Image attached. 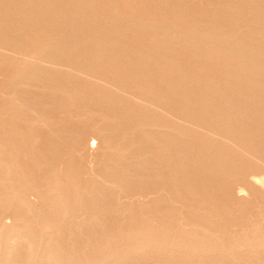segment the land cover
Instances as JSON below:
<instances>
[{
  "label": "bare ground",
  "instance_id": "6f19581e",
  "mask_svg": "<svg viewBox=\"0 0 264 264\" xmlns=\"http://www.w3.org/2000/svg\"><path fill=\"white\" fill-rule=\"evenodd\" d=\"M104 2L108 3V8L106 4H103ZM125 11H127V13ZM11 53H14L13 55L16 57L14 58L13 55L11 56ZM2 64L7 65L9 70L12 71L10 78L7 76L9 79L8 82H6L7 85L5 83L6 80H4L6 86L4 87V91L2 90L3 99L1 100L3 101L0 102L1 104L2 102L4 103L2 106L0 105L2 109L0 113L3 118L0 122L3 121L2 124L5 126L6 130L10 126L15 125V123L20 124V122H22V117L20 115L22 111L23 113L26 112L24 113L26 115H22L23 118L24 116L26 117L23 119V122L27 120L28 124L30 123L28 119L31 118L33 119L32 125L34 126L36 122V129H39V127H43L42 124L44 121L46 123L47 121L49 122L51 118H55L49 117L51 112L48 110L50 108L53 110L54 108H59L61 110L58 111V113L61 112L63 117L64 114L67 116L69 114L73 119L76 117L79 123L81 121L80 124L77 122L79 126L82 125L83 122L85 129L89 126L90 128L88 127L87 129L92 131V133L89 132L91 136L87 135V137H93L97 140L95 142L99 141L100 144L97 143V146L101 145L102 148L100 146H98V148L100 147L102 151L98 150V154L104 152H106V154H103L104 157L100 155V157L103 158L102 160H105L101 165V162L98 163L99 161H96L99 157L95 159V161L92 160L93 163H98H95L96 167H98V165L102 167L100 172L98 171L99 173L94 169H99L100 167L96 168L92 165L90 168L91 170L94 168L93 172H91L88 167L90 173L85 175L84 179H82V177H79L81 180L79 178H77V180L72 179L75 183L83 180H86V182L91 181V184L93 183L94 186L92 185L91 189L95 188V190L92 189L94 190L93 193L90 189L93 193V195L91 193L92 196H89V191L86 192L89 188L87 183L84 181L80 182L83 185H80L79 182L76 183L80 185V187H84V185L87 184V186H85L86 190L82 187V189H77L78 187L76 186V190H80V192L84 190L83 195L85 198H82L83 200L81 199V196L83 197L82 193L78 191V193L81 194L79 195L77 193V195H79L78 197L75 194V189L73 191L74 195L70 192V189L67 188L70 185L74 187L75 184L69 179L72 174L70 169H72L74 165L72 167L70 166L71 168L69 171L71 173L67 168L61 171V173L66 171V175L69 173L66 177H68L67 179H69L68 182L70 185L64 188L69 191L65 190L64 192H70L69 194H71V196H76L75 199L78 198L79 200L80 198L82 201H79L83 204L81 207L87 206V208L83 210L79 208L76 204L77 202H75L78 208L75 206L73 207L74 199L71 201L72 197L70 195H63L61 192L63 190L61 186H59L62 184L61 179H59V175L61 174L57 172L58 174L56 173L57 175L55 174V177H58L55 178L53 176L55 182L57 180L56 183L54 182L51 184L52 179L47 180L48 177L51 178L49 174L54 175L56 172V170L53 171L56 164H54L56 161L54 160L55 155L53 156V154L55 153L58 156V152H60L58 148L54 147L58 152L54 149L56 152L54 151V153L51 154L52 152L50 150L49 152L48 148L50 147V149H53L52 146L54 143H52L53 141L51 140L57 138L56 136L59 135V147L62 148V144H67L65 145L66 147L63 146V149L67 151V146L69 145L70 150H75L73 153L77 154V148L75 147L80 143L78 144L76 142L79 141L81 137L75 139L77 137L73 136L75 137V140H73L71 133L74 134V128L71 127L73 129H69V131L66 129L69 128L68 125H71L70 121H72L70 120L68 123V119H71L69 116V118L66 116L67 119L64 118V120L61 119L62 117H56V122L54 121L56 124L52 123L53 120L52 122L50 120L56 128H58L57 125L59 124L58 118L61 124H64V128L62 125L63 131H67L62 132L64 133L62 136L64 137L63 139H61L62 137L60 138L61 132L56 134L58 129L52 126L54 129L51 127L53 130H50V127L48 128V125L46 126L45 124L47 128L44 126L46 129L44 130L43 128V133L47 131V129L53 131L51 134H48L49 131L45 132V134H47V137H45L47 138L46 140H48V135L51 136L54 132V135H56L54 138L51 136V140L49 139L47 141L48 143L46 142L48 146L49 141H51L52 145L50 144L51 146L49 147L45 146V142L43 143L45 139L43 137L45 135L42 134L43 137L41 138L43 139L42 142L40 141L42 144H45L43 147H47V150L44 152L45 149H43L42 152L46 153L47 156L52 155L49 158L54 160L52 162V160L48 159L49 163L46 162L48 164L46 167L48 168H44V170L48 169L53 172L50 173L48 171V176L43 177L44 179L47 178L45 179L47 181L46 186L50 185L48 188H46V186L44 187V190L47 189L48 192L44 196L45 199L42 197L44 199H42V202L46 201L47 204H45L42 210V207H40V211L39 208L37 209L39 206H36L38 211H35L36 209L32 210L33 205L28 206L27 203H30L33 199L35 200L33 195L34 193L37 195L39 191L36 193V190H39L42 185L39 187V184H37L38 186L33 184L35 182L30 180L31 177H29V175L27 176L29 179H26V174L22 177L25 179V181L22 182H24L23 184H30V188L27 187L28 185H25L24 188L22 186L19 187L20 184H22L21 180L17 181V178L14 180L18 182L19 186L17 187L20 189H29L33 191L34 188H36L34 193H30L33 197L31 196L32 199H30V197L29 200L26 196L29 190H27L25 194H22L23 190H21L22 193H19L20 189L18 191L17 188L15 190L13 187L17 185V182H14L15 185L13 183V186L11 184L13 176L22 175L25 173V170L22 168L21 171V167H17L18 169L20 168L21 172H23V170L24 172L16 173L18 172L16 167V169L13 167L14 170L10 168L11 165L13 166L14 162L16 165H20L16 163L17 160H19L18 157L22 158L28 151H30V153L31 151L33 152L34 149H31L32 147L34 148L35 144H31L33 140L30 136V146L32 147L27 150V152L23 153V151L26 150L23 146L28 142H25L28 137L27 131L31 130L33 127L30 128V124L27 125L26 123H22V127L27 128L26 134L25 128H19L21 125H18L19 127H17V130L19 128L20 133V129L25 132L24 138L26 140L20 137V135L23 136V134L19 135L17 132L18 134L15 135L16 131L14 130H16V128L12 129L14 132H11L12 130L9 132L7 131L8 133L5 131L7 135H10V133H12V136L14 135V139L16 138L15 143H17V136L21 141L24 140L23 145H20L21 141H19V145L18 143L15 144L12 142L13 145L11 143L13 137L10 135V139L9 136H6L4 131L2 132V130H0L3 133V138L6 136V138L10 139L8 142L9 145H13V148H15V146H21L25 149L23 150L20 147L19 149L22 151L21 152L17 151L18 147H16L14 151L11 145H5L4 148L6 146L7 148L11 147V150H9V148L8 150L6 148V150L12 154V158L9 157L11 160L6 156L9 159H7V161L4 157L7 151H3L1 148L2 145H0L2 152H5L2 154L0 151V167H2L0 171H3L0 172V187L2 188L5 185L8 186L6 190H9L8 195L11 197L10 200L13 201L9 203L11 204L10 207L7 205L4 206L7 203H5L6 200L4 199H9V197L7 192H3V197L7 195V198L1 197L2 189L0 188V210H3L2 206L6 207V211L10 210L5 216L3 215L4 213L1 215L3 211L0 212V217L4 216L0 219V264H131L133 262L137 263V260L140 259H146L148 262L154 261V264H176V262H181L182 264H264V0H0L1 67H3ZM39 107L43 108H41L43 113L44 107L48 109H45V114L48 113L47 115L49 116H44L46 118L44 120V117H40L43 113H41ZM38 109L40 113L36 112ZM27 110L31 112L28 113ZM55 110L57 111V109ZM3 113L6 117L9 116L11 118V120H9L10 123L6 122L8 119L5 121L6 124L9 123V127H6L8 125L4 122L6 118H4L5 115ZM31 113H33V116L30 115ZM58 113L57 115L59 116L60 114ZM53 114L54 113L51 115L54 116ZM40 118H42V121ZM17 119L20 121L18 122ZM35 120H39L42 124L39 125ZM75 121L73 120V124ZM11 122L14 124L11 125ZM78 124L77 126L74 124L75 127L78 128ZM1 128L4 130V127L1 126ZM36 129L34 127L33 130L35 131ZM85 129L82 131L80 130L81 133L85 131L87 134L88 130ZM77 131L79 130L77 129ZM34 133L32 131L34 135L33 139L36 136ZM84 134L82 133V135ZM64 135H66L67 139V135H69L70 139L72 138L73 141L70 139L67 140ZM84 137L85 139H81L80 141L85 140V144L81 142L82 145L78 147L82 152H84V150H82L83 148L92 149V146H94L92 141L90 144L89 141H86L88 138L86 136ZM3 138L0 140L1 144H3ZM6 138L4 142L8 141ZM35 139L33 143H35L36 140H41ZM74 141L76 143L75 145L73 144ZM105 144L106 148L103 147ZM25 145H29V143ZM84 145L85 147L81 149ZM27 147L29 148V146ZM43 147L40 146L41 150ZM95 149L93 150L95 151ZM64 150L62 153L61 149V153L59 154H65L64 156H67ZM11 151L14 152L12 153ZM85 151L88 153V150L85 149ZM16 152L17 155L20 152L23 154L21 155L20 153V155L16 157ZM30 153L28 152L27 155L29 154V156L25 155L26 157L24 156V158L27 160L28 157H34V159L38 160L36 161V165L34 164L35 166H39L40 163H43V161L45 162L48 158L41 152L37 153L43 155L44 159H41L43 156L38 157L37 153L33 152L35 156H31L32 153ZM13 156L15 158H13ZM70 156L71 157H67L68 165L67 162H65L67 167L70 165L69 159L71 158L72 160L74 158V155L70 154ZM58 157L60 160L62 159L61 162L66 160L65 157ZM39 158L43 161L40 162ZM13 159H16L13 163L9 162L13 161ZM98 160L102 161L100 158ZM50 161L52 162L51 164H54L53 168L51 167ZM103 164L104 166H102ZM62 165L65 166V164ZM49 166L53 170H51ZM86 166H89V164H86ZM85 167L82 170L83 172L86 170ZM11 169L13 171H11ZM46 171H44L43 175L47 173ZM82 171H80V176L83 173ZM65 174H62L63 177H61L65 178ZM77 175L78 173L73 176ZM73 176L71 178H73ZM201 176L205 177L203 183H206V176L207 181L209 178V180L214 179L213 181H216V185L212 182L213 187H217L214 188L219 190L221 194L225 191L223 190L224 188L222 189L224 186H232L233 188L230 189L233 190L236 184L243 185L248 189L247 192L251 191L252 193L249 192L250 194H255V196L260 199L261 206L258 203L260 201H258L257 198H253L254 195L250 197L253 198V200L251 199L253 202L257 199L256 201L259 204L257 208L259 206V208L262 207L261 213L259 214L258 212H260V209L258 208L259 210H257L256 208L257 217L255 214L254 216L252 214L254 219H252L253 217L250 219L248 218L250 216H247L249 214L245 216V213L243 215V212H240V216L243 215L242 218L245 216L243 219H248L245 221L238 216V218L241 219V221H239L236 214L235 216L234 213L233 215L230 214L234 211L230 212L231 209L234 208L233 205H231L233 204L232 202H234L232 201L234 200V196L232 195V198H230V196L227 197L229 200L232 199V202L226 200L227 190L224 193L225 199H222L224 197H221V199L218 198V200L216 199L217 201L225 200V203H223L225 204L223 211L226 212L222 211L223 205H221V209L219 208L218 210L215 206L217 201L213 203V198H215L213 197V192L215 193L217 190L214 191L210 183L211 185H208L209 187L211 186L210 189L212 192H210L211 190L206 185L207 183L204 185L208 188L203 187L204 185L202 181H200L199 188L201 184L203 186L201 185L202 187L196 196L198 199V196H201L200 193L202 194L203 197H199L201 198V207L206 206L205 210L207 208L206 211H208V213L205 210L204 212L201 210L202 208L200 205L198 206L200 202L195 200L199 182H197V180H200L202 178ZM19 177L21 179V176ZM188 177H193L191 178L193 181L188 180L190 179ZM255 178L260 179L258 180V182H260L257 183L258 188L257 185H255L257 189L253 186L256 183L253 182ZM67 179H63V183L66 185L67 181L65 182V180ZM28 180L32 183V186L35 185L34 188L31 189L32 186ZM59 180L61 184L59 183L58 185L57 183ZM180 183L185 187L183 190L187 188L186 191L189 194L188 199L184 197L186 192L184 193L185 195L182 193L184 196L180 194L177 195V192H179L177 188ZM62 187H64L63 184ZM179 187L183 188V186ZM59 188H61L60 191ZM206 188L208 190L207 192L205 190ZM204 191L208 195L212 193L209 195L211 197L207 194L208 197H205L206 195L203 194ZM233 191H231V193ZM219 192H216V198ZM39 194L38 196L41 199L43 194ZM192 195H194L195 198ZM38 196H36V198ZM176 196L177 199L183 196V198H181L182 201L186 199L184 202L188 200V204L189 201L194 202L195 200L197 204L193 203V206L196 205L201 209L198 210V207L192 208V202H190L189 207H187L188 209H185L188 204L184 206V210L189 211L188 213H186V211L184 214L189 216H183V206L182 208L180 207V210H177L176 206L180 203L177 199L175 200ZM189 196H191L190 199ZM86 197L89 198H87L88 205L83 202L86 200ZM39 198H37L36 202L33 200L34 203H37ZM202 198H208L205 201L208 202V207L210 209L216 208L220 212H217L215 209V211L210 214L209 212L212 211L208 210V204L204 205L206 202H202ZM209 198L213 200H209ZM40 199L38 204L42 203ZM134 199L137 200V202L135 201L137 206L139 205L141 207L143 205L148 206V204H154L155 206V203L159 202H163L162 204H165L164 202L176 203V205L172 206V210L175 208V211H182L179 215H175L174 210V212L170 211L171 207L169 210V206H166L165 209L168 208V213L171 212V216L178 220L177 223H175L177 226L181 219H184L181 221L179 228L175 227L173 222H175L176 219L174 218L175 220H173L170 214L167 213L168 217L171 218H169L167 222L173 220V222L170 223L171 228L178 229H171L167 222V225L165 222L161 225L162 221L168 218L165 214L166 216L164 215L163 219L161 218V224H159L160 220L157 222V227L161 226L162 229L161 227H159L160 229L155 227V229H157L154 230V227L151 229V225L149 226L150 229H148L147 225H149V223L147 224V222L150 218L147 219L145 216L147 222H142L144 221L142 220L144 218V212H141V215L139 213V218L140 221L142 220L141 222L143 224L141 223V227L139 226L138 229L140 228L142 230L144 228L142 225H147H145L142 231L133 229L134 231H140L138 234L142 235L139 237L135 236L137 235L135 232L134 236L136 238H131L130 236L133 235V230L130 229L132 235H128V237L132 240L128 238L127 241H122L121 239L124 237H122V235L126 232L123 234L118 231H127L128 227L123 229L124 231L121 230L122 228H118L120 229L117 231L119 234L115 232L117 229L114 231V228L112 230L118 234L117 236L122 234L120 235L122 238L118 241L119 239L116 237V242L113 244L114 247L112 248L111 243V245L108 244L110 248L105 247V249H102L99 247L100 243L98 241L96 247H90H95V251L98 249L101 251L97 253L94 250L88 249L89 247H86L89 246L90 243L94 244V241L92 242L90 240L89 235L87 238V235L84 234L85 239L89 240V242L85 241L87 242V246L84 242V246L80 244L82 240L80 243L76 242V244L75 242L73 244L72 241V245L80 247L77 249V246H73L75 250H73V248L68 250L69 247H67V252L73 250L71 253L60 250L64 247L62 245H65L66 248L68 245L66 242L69 240L66 236L68 235V230L70 229H68V227L70 225H68V222V224H66L65 221L74 218L73 213L76 210H79V214L77 212L75 216L76 214L79 216L81 211V214L85 211L86 216H84V218L86 219L87 217L88 220L92 218V216L97 217V214L100 215V213H102L101 211L97 213V209L100 208L102 210L107 209L108 211H106L108 214L109 212L111 214L122 212L125 209L127 212L125 211L126 213H122L128 216V214L131 215V213H128L129 211L131 212L132 209L137 210L138 208H136V206L134 208L128 207L130 203L133 204ZM208 200L212 201L215 207H212L211 202L209 203ZM127 201L130 202L126 204ZM15 202L16 204H14ZM227 202L231 207L229 212L228 208L226 210ZM240 202V206H242V201ZM186 203L187 202H185V204ZM218 203L217 207L220 206V202ZM248 203L252 204V202ZM42 204L40 206H42ZM243 204L247 206V202ZM158 205L160 206L161 203L156 206L159 207ZM244 205L242 206V211H245ZM30 207H32V209H30ZM129 208H131V210ZM253 208H255L254 205ZM21 209H23V211ZM193 209L194 212H192ZM25 211L28 213L25 222L23 220L25 224L18 225L17 222L22 220L20 218H25L26 214H22ZM214 212L218 214L215 213L217 217L214 215L216 219L212 217ZM147 213L148 212H145V215H147ZM152 213L151 215H153ZM172 213H174V215ZM18 214L22 216L19 218ZM120 214H118V217ZM125 214L124 216H126ZM130 215L128 217H130ZM180 215L182 218H179V220L177 216ZM233 216L236 218L233 219ZM80 217L82 218L83 215H80ZM80 217L79 220L81 219ZM4 218L11 220V224L9 221L4 222ZM76 218H74V221ZM84 218H82L81 221H83ZM157 218L158 217H156V219ZM93 219L95 220L96 218ZM234 220H238L239 225L238 222L235 223L236 221ZM76 221H78V218ZM76 221L73 222L71 220V222H69L70 224L76 223L74 226L77 225L76 227H78L80 222L78 221V225ZM62 222L68 225V227L63 226L65 230L68 229L66 230L67 233L63 232L64 229L63 231L61 230L62 232L58 230L60 228L57 226H59L58 224L61 226ZM225 222L227 224V226L224 224L226 228H230V224L228 225V223H235L236 226H233H235L236 229L232 226L231 228L233 229L227 228V230L224 226L216 228L220 223ZM6 223L9 224L7 225ZM211 224L216 225L215 229L208 228L209 226L211 227ZM240 224H242L243 228L238 229L237 226L239 227ZM182 225H185L186 228L188 225V230L182 227ZM92 226L88 230L89 233L86 232V234L92 232ZM163 226L165 227L163 228ZM72 227L73 226H71V230L73 229ZM54 229L55 232L53 231ZM80 229L83 228L81 227ZM101 229L102 228H100V230ZM83 230H85V227ZM76 231L81 230L77 229ZM109 232L105 233L107 234ZM111 232L109 233L111 234V238L109 234H107L109 240L114 239L112 238L113 235L116 236L114 232H112L114 234ZM63 233L64 235L62 236ZM78 233L75 232L74 234L78 235ZM105 233L102 234L106 236ZM53 235L56 240H58L57 237L59 238L58 242H60L61 246L59 243L58 245L60 249L58 245L56 246L57 243H55L56 240L54 241ZM184 235H189L188 237H191H187L186 240L184 239ZM222 235L224 236L223 238ZM229 235H234V243L229 239L225 241L226 237H231ZM61 236L66 238V242H63L64 239L61 238ZM70 236L72 235H70L69 232L68 237ZM196 236H202V239L200 240V237L197 238ZM203 236H205V239ZM78 237V239H82L81 235ZM91 237L93 238V235ZM235 237H237V239ZM231 240H233V236ZM69 242H71V240H69ZM104 242L107 243L108 241ZM97 243L95 240V244ZM103 243H101V245H106ZM97 246L98 249H96ZM71 247L72 246H70V248ZM65 248L62 249L66 250ZM80 248L84 250L87 249L86 251L88 253L84 252V254L86 253L88 255L90 252L89 250L94 251V255L96 254L95 258L93 257L94 255L90 253L89 258L92 256V258H90L91 260H88L85 254L87 259L83 258V262L82 258L81 261L78 259L77 261V256H79L78 258L80 259V255L78 254L80 253L83 255V251ZM77 250H79V253ZM74 251L78 253L77 256ZM143 261L139 263H148L147 261Z\"/></svg>",
  "mask_w": 264,
  "mask_h": 264
},
{
  "label": "rangeland",
  "instance_id": "374dc122",
  "mask_svg": "<svg viewBox=\"0 0 264 264\" xmlns=\"http://www.w3.org/2000/svg\"><path fill=\"white\" fill-rule=\"evenodd\" d=\"M98 4H101V3H98ZM103 4H106V7L108 6V5H107V4H108L107 2H104ZM103 4H101V5H103ZM110 5H111V4H110ZM110 5H109V6H110ZM114 5H115V4H114ZM104 6H105V5H104ZM107 8H108V7H107ZM107 8H106V9H107ZM109 9H110V7H109ZM125 12L127 13V11H125ZM14 53H15V52H14ZM14 53H13V54H14ZM13 54L11 53V56H12ZM7 55H8V54H7ZM15 55H16V54H15ZM17 55H18V54H17ZM13 56H14V55H13ZM7 57H9V56H7ZM15 57H16V56H14V58H15ZM12 58H13V57H12ZM2 65H3V67L0 66V70H1V71H0V102L3 101V100H1V99H3L2 94H3V91H4V87L7 85L6 82H8V80H9L8 78H10V76H11L10 74L12 73V71L9 70V68H8L7 65H5V64H2ZM5 66H6V67H5ZM2 68H3V69H2ZM6 68H7V69H6ZM6 71H7L8 73H7ZM6 73H7V74H6ZM4 76H5V77H4ZM7 76H9V77L7 78ZM4 80H6V81H5L6 85H5V83H4ZM3 83H4V84H3ZM2 90H3V91H2ZM1 91H2V93H1ZM3 104H4L3 102H2V104L0 103L1 106H2ZM1 106H0V107H1ZM39 108H40V107H39ZM41 108H42V107H41ZM41 108H40L41 113H43V112H42V109H43V108H42V109H41ZM45 109H47V108L44 107V110H43L44 113L41 114L42 116H40V117H42V118L48 114V113L45 114ZM55 109H57V111H56ZM58 109H59V108H54V110H53L52 108H50L49 110L47 109L48 111L51 112V113L49 112V113H50V114H49L50 116H49V115H47V116H49L50 118H51V117H55V118H56V117H60V118L62 117L61 119H63V120H64V118L67 119V117L69 116V114H68V116L64 114V117H63V114H61V112L58 113V111H60L61 109H59V110H58ZM35 110H36V109H35ZM40 110L38 109L36 112H39V113H40ZM47 110H46V112H47ZM52 110H53V111H52ZM0 111L2 112V109H1V108H0ZM24 111H25V110H24ZM54 111H56V112H57L58 114H60V115L58 116L57 113L54 112ZM27 112L30 113L31 111H30V110H27ZM24 113H26V112H24ZM24 113H23V111H22V114H20L21 117H22V118H21V119H22V122H20V124H19V123H17V124L15 123L16 127H15V125H13V124H14V123H13L14 121L11 122V125H13V126H10V127H9L8 124L10 123L9 120H11V118H10L9 116H7V117H9L10 119L7 118L6 115L3 113V114L5 115V116L3 115L4 118H6V119H4V122L8 119L6 122H9V123L6 124V122H5V124L8 125V126H6V127H9V128L6 130L5 126H3V124H2V123H3V121H2V122H0V125H1L2 127H4V130H3V128H1V126H0V130H2V132L4 131V133H6L7 131L9 132V131H11L12 129L16 128V130H14V131H16L15 135L18 134V133H19V135H20V134H23V136L20 135V137L24 138V137H25V136H24V133L27 131V130H26L27 128L24 127V128H25V129H24V128L22 127V125H21L22 123H23V124H24V123L27 124V120H26V121L24 120V122H23V119L26 118L25 116H24V118H23V116H22V115H26V114H24ZM52 113H54V114H53L54 116L51 115ZM0 114H1V113H0ZM55 114H56V116H55ZM30 115L33 116V113H31ZM66 116H67V117H66ZM11 117H12V116H11ZM69 117H71V116H69ZM69 117H68V118H69ZM0 118H1L0 120L3 119V118H2V114L0 115ZM12 118H13V117H12ZM29 118H30V117H29ZM42 118H40L41 121H42ZM50 118H49V119H50ZM55 118H54V119H53V118L50 119L51 122H52V120H53L52 123H54V121L57 119V118H56V119H55ZM19 119H20V118H19ZM19 119H17L18 122L20 121ZM27 119H28V116H27ZM30 119H31V118H30ZM30 119H28L29 122H30V123H28V124H30V128L33 127V128L31 129V130L33 131V133L36 132V133H34V134H36V136L34 137V139L36 138V139H41V140L37 141V140L35 139L36 141H35V143H33V142H34V139H33V136H34V135L32 134V131H31V130H28V131H27V132H28L27 140H26L25 138H24V139L26 140L25 142L28 141V142L25 143V144H28V143H29V145H25V144H24V140L21 141L20 139H18L19 137L17 136V143H18V145H19V141H21V142H20V145H23V144H24L25 147L23 146V148H25L26 150L23 149L21 146H19V147H18V146H15V148H13V147H14V146H13L14 144H13L12 142L15 143V142H16V140H15L16 138L14 139V135L12 136V135H11L12 133H10V135H11V136L13 137V139H14V141H13V139L10 138V135H7V133H8V132H7V133H6V136H7V137L9 136V138L11 139V143L13 144V145L10 144L11 147H12V149H14V151H15L16 147H18V148H17V151H21V150L19 149V148L21 147L23 150H25V151H23V153L27 152V150L31 149V147H32V146H30V142H31L30 138L32 137L31 139H32L33 141L31 142V144H32V145L35 144V145H34V148L32 147L31 150L34 149V150H33L34 153H37V152H41V153H43V152H42L43 149H45V150H44V152H45V151L47 150L46 148L52 145V144H51V141H53V142H52V143H54L53 146H52L53 149H50V147H49V148H48V151L50 150V151L52 152L51 154H53L54 151L56 150L55 148H58V149H59L58 151H60V152H58V151L56 150V151L58 152V156H61L60 158L65 157L67 161L64 160V159H65V158H64V159H63L64 162H61L62 159L60 160L59 157L54 153L53 156L55 155V156H54V157H55L54 160L56 161V162H54V164L56 163L55 166H54V164H51L54 160H52L51 158H49V157H51L52 155L50 156V155H49V154H50V153H49L50 151H49V152L47 151V152L49 153V154H48L49 156H47L46 153H43V155H44L45 157H48L47 160H46L45 162H44L43 160H41V159H44V156H43V155H39V154L37 153V154H38V157H39V156H41V157L43 156V158H41V157H40L41 159L39 158V161H40V162L43 161V163H45V164L40 163V164H42V165L39 164V166H35V165H36V161H38V160L34 159V157H33V158H29V157H28L29 159L27 158V160H26V158H24V156L27 155L28 152L30 153V151H28L26 154H24V155L22 156L23 160H22V158H19V157H18V155H20V153H21L22 151H21L20 153L18 152V153H19L18 155H17V152H16L15 156L17 155L16 157H18V159H19V160H17L16 163H19L20 165H16L15 162H14L16 159H13V161H9V162H12V163L14 162V163H13V166L11 165L10 168L13 169V167H14V168H15V167H16V168H17V167H21V171H22V168H23V169L25 170V173L22 174V175H21V174L16 175L17 177H16V176H13V181H12V183H11L12 186H13V183H14V182L16 183L18 180H19V181L21 180V182H22V181H25V179L22 178V177H24L25 174H26V175H25V176H26V179H27V178L29 179V177H31L30 180H32V182H35V183H33V184H35V185L39 184V187H40L41 185H42V186L40 187L41 190H40L39 188H38L39 190H36V193H37V191H39V192L37 193V195H35V193H34V192H35V189H36V188H34L35 185L32 186V183H31L29 180H28V182H30V183H31V186H32L31 189L34 188L33 191H32V190L30 191L29 189L26 188L27 190H29V192H27V190H25V189L23 190L22 188H21V189L18 188V187H17V186H19L18 182L16 183L17 185H15V183H14V185H15V186H13L14 189L16 190V188H17L18 191H19V189H20L19 193H20V192L22 193L21 190H23V193H22V194H25V192H27L28 195H26V196H27L28 199L32 196V195H31V194H32L31 192H33V193H34V195H33L34 197H33V196H32V197L35 198V200L33 199L35 202L37 201V198H39L38 194H39V193H40L39 195L43 194V196H41V199L39 198L40 201L42 202V201L45 199L44 196H45V195L47 194V192H48V190H47L46 188H48V186L50 187V185L46 186V185H47V184H46L47 181H46L45 179H47V178L44 179L43 177H45V176L47 177L49 172L52 173L53 171L56 170V172L54 173V175H50V174H49V176H51V178L48 177L47 180L52 179V181H51L52 183H51V184H53V183L55 182V179H54L55 174H56L57 172H58L59 174H61V175H59V176H60L59 179H61V183L63 184L64 187H62V184L60 183V180L58 181L57 184H58V185H59V183L61 184V185H59V186H61V188L63 189V190L61 191L63 195H67V194H68V195L71 196V194H69V193L71 192L72 194H74V193H73L74 189L76 190L77 187H78L77 189H80V188L82 187V186L80 187V185L82 184V183H80V182H83V181H84L85 183H87V184L89 185V188H88L89 190H88V189L86 190V187H85V186H87V184H85V183H84V184H85L84 187H82V188H83L84 190H86V192H87V191L90 192V195H89V194H87V195L92 196L93 193H94L95 188H92V189H94V190L91 189V187H92V185H93V183L91 184V181H89L90 183H89V182H86V180H83V181H77V182L80 183V185H77V184H76L77 182L75 183V182L73 181L74 179L77 180V178H79V177H82V179H84L85 175H87L88 173H90V170H91L90 167H92V165H93V167H94V166L96 167V164H98V163L101 162V163H100V165H101L102 163L105 162V160H102L103 158H101V157H104V155L106 154V152H104V153H102V154H98V152H99L98 150L102 151V149H101L102 146H101V145H98V146L101 147V148H100V147L98 148L97 143H99V141H98V142H95V141H97L96 139H94L93 137H90V138H89V136H91L90 134L92 133V131H90L89 129H87L89 126H88V127L86 126V127H87L86 129L88 130V131H87V134H86L85 131H84V132H82V133H83V134L85 133V134L82 135L81 131L85 129V127H84L85 125L83 124L84 122L82 123V125L79 126V124L81 123V121H80V123H79V122H78V119H77L76 117H75L74 119H73L72 117H71V119H70V118L68 119V123H69L70 120H72V121H70V122H71V125L73 124V120L75 121V119H76V121H75L74 124L77 126V124L79 123V124H78V126H79L78 128L75 127L74 124H73L72 126L69 124V125H68L69 128H66V129H68V131H69V129H73V128H74L73 130H75V132L77 131V129H78L79 131L81 130V131H80V134H79V131H77L76 133L74 132V134L71 133V136H72L73 140H75V139H79V138L81 137V138L79 139V141H77L76 143H78V144L80 143L79 145H82V144H85V143H84L85 140H82V141H80V140H81V139H85L84 136L87 137V135H89V136L87 137L88 140L86 139V141H89V143L92 141L93 143H92V142H91V143L94 145V146H92V149L83 148V147H85V145L82 146V147L80 146L81 149L83 148L82 150H84V152H82L81 150H79V149H80V148H78L79 145H76V147L74 146L75 148H77L76 152H78V153L76 154V153H73V151H75V150H70L69 145L67 146V151L63 149V148H64L63 146H65V145H67V144H65V145L62 144V145H63V146L61 145L62 148L59 147V146H60V144L58 143V140H59L58 137H59V135H58V136L54 135L55 132H54V134L52 133L53 135H51V136H52V138H54V136H56L57 138L51 140V136L48 135V140L50 139L51 141H49V144H48V146H47V143H48L47 141H48V140H46L47 138H45V137H47V136H46L47 134H45V132L49 131L48 134H51V132H53V131H50V130L53 128L52 126H54V124H56V123L52 124V123L50 122V120H49V122L47 121L48 124H47V122L45 123V121H44V123L42 124V122H39V120H35V121H37V123H39V125H40V124L43 125V127L41 126L42 128L39 127V129H36V125H35L36 122L34 123V126H33V125H32V124H33V119H31V120H30ZM44 119H46V118L44 117L43 120H44ZM66 119H65V120H66ZM47 120H48V118H47ZM58 120H59V124L57 125L58 128H56L55 126H54V127H55L56 129L59 130V131L57 130L58 132L56 131V134H57V133L59 134V133L61 132V133H60V135H61L60 138H61V137L63 136V134H64V133H62V132H66L67 130L64 129L65 131H63V128H64L65 126H64L63 123L61 124L59 118H58ZM66 121H67V120H66ZM82 121H83V120H82ZM15 122H16V121H15ZM55 122H56V121H55ZM57 122H58V121H57ZM77 122H78V123H77ZM64 123H65V122H64ZM76 123H77V124H76ZM28 124H27V125H28ZM45 124H46V126L48 125V126H47L48 128L50 127V130L47 129V131H44V133H43V128H44V130L47 128V127L45 126ZM49 124H52V125H49ZM18 125H21V127H19ZM62 125H63V128H62ZM65 125H67V124H65ZM24 126H25V125H24ZM37 126H38V125H37ZM44 126H45L46 128H45ZM59 126H61V127H59ZM81 126H82V127H81ZM17 127L24 129L25 132H24L22 129H20V130H21V133H20V132H19V128H18V130H17ZM26 127H27V126H26ZM34 127H35V129H36L35 131L33 130ZM51 127H52V128H51ZM66 127H67V126H66ZM71 127H73V128H71ZM80 127H81L82 129H81ZM10 128H11V129H10ZM59 128H60V129H59ZM61 128H62V129H61ZM76 128H77V129H76ZM79 128H80V129H79ZM89 128H90V127H89ZM9 129H10V130H9ZM28 129H29V128H28ZM53 129H54V128H53ZM53 129H52V130H53ZM56 129H55V130H56ZM86 129H85V130H86ZM61 130H62V131H61ZM5 131H6V132H5ZM14 131L12 130L11 132H14ZM22 131H23V133H22ZM71 131H72V130H71ZM2 132L0 131V140L3 138V135H2L3 133H2ZM17 132H18V133H17ZM27 132H26V134H27ZM89 132H91V133H89ZM37 133H38V134H37ZM40 133H41V134H40ZM42 134L45 135V136L43 137ZM78 134H79V137H78ZM4 135H5V134H4ZM37 135H38V136H37ZM69 135H70V134H69ZM69 135H67V136H68V139H67L66 135H64V136L66 137L67 140L70 139V136H69ZM1 136H2V137H1ZM6 136L3 138L4 140H2V141H3V144H1V142H0V145H2L1 148H2L3 151H4V150L7 151L8 148H9V147L7 148V146H10L9 143H8L10 139L6 138ZM30 136H31V137H30ZM73 136H75V137H77V138H75V137H73ZM38 137H40V138H38ZM41 137L45 138V139L43 140V143L45 142L46 145L41 143V142H42V139H43V138H41ZM83 137H84V138H83ZM5 138L8 139V141L6 140L7 142H4V141H5ZM28 138H29V139H28ZM63 138H64V137H62L61 139H63ZM72 138H71L70 140H72ZM74 138H75V139H74ZM92 138H93V140H92ZM56 139H57V140H56ZM29 140H30V141H29ZM55 140H56V141H55ZM73 140H72V141H73ZM40 141H41V142H40ZM54 141H55V142H54ZM22 142H23V143H22ZM36 142H37V143H36ZM46 142H47V143H46ZM56 142H57V144H56ZM81 142H82V144H81ZM4 143H7V144H4ZM17 143H15V144H17ZM21 143H22V144H21ZM72 143H73V142H72ZM76 143H75V141H74L73 144L75 145ZM91 143H90V144H91ZM50 144H51V145H50ZM95 144H96V145H95ZM99 144H100V143H99ZM101 144H104V143H101ZM5 145H7V146L4 148ZM43 145H45V146H47V147H45V146L43 147ZM55 145H58V146H55ZM27 146H29V148H28ZM40 146L43 147L42 150H41ZM11 147L9 148V150H11ZM54 147H55V148H54ZM65 147H66V146H65ZM74 147H73V149H74ZM94 147H95L96 149H95ZM103 147L106 148V144L103 145ZM1 148H0V151L2 152ZM6 148H7V150H6ZM27 148H28V149H27ZM97 148H98V149H97ZM104 148H103V150H104ZM18 149H19V150H18ZM37 149H38V150H37ZM39 149H40L41 151H40ZM54 149H55V150H54ZM61 149H62V153H63V150H64V153H66L67 156H64L65 154H59V153H61ZM85 149L88 150V153H87V151H85ZM93 149H95V151H94ZM35 150H37V151H35ZM52 150H53V151H52ZM91 150H93V151H91ZM14 151H11V152L13 153ZM56 151H55V152H56ZM71 151H72V152H71ZM79 151H80V152H79ZM89 151H90V152H89ZM105 151H107V150H105ZM7 152L9 153V151H7ZM7 152H6V153H7ZM33 152L31 151V153H32V154L30 153L31 156H32V155L35 156V154H34ZM92 152H93V153H92ZM4 153H5V152H4ZM4 153L2 152V154H4ZM6 153H5V156L3 155V156L6 158V160H7L9 157L12 158V154H11V153H9V154L7 153V155H6ZM23 153H21V155H22ZM41 153H40V154H41ZM79 153H81V154H79ZM37 154H36V155H37ZM70 154H71V155H74V158H73L72 160H71V158L69 159V164H70V165L67 167L65 162H67V165H68V158H67V157H68V156L71 157ZM103 154H104V155H103ZM9 155H11V156H9ZM96 155H97V156H96ZM100 155H103V156L100 157ZM3 156H2V158H3ZM6 156H7L8 158H7ZM27 156H29V154H28ZM31 156H30V157H31ZM56 156L58 157L57 160H56V158H57ZM88 156H89V157H88ZM20 157H21V156H20ZM25 157H26V156H25ZM72 157H73V156H72ZM90 157H91V158H90ZM94 157H95V158H94ZM98 157H99L102 161L98 160V159H99ZM0 158H1V156H0ZM11 158H9V159L11 160ZM13 158H15V157L13 156ZM36 158H37V157H36ZM52 158H53V157H52ZM97 158H98V159H97ZM3 159H4V158H3ZM9 159H8V160H9ZM30 159H31V161H30ZM33 159H34L35 161H34ZM48 159L52 160V162L50 161L51 167H52V168H53V166L55 167V168H53V169H54V170H53V169H51L50 166H49V168H50L51 170H53V171H50V170H48V169H45V170H44V168H48V167H46V166H48L47 163H49V162H48ZM90 159H91V160H90ZM95 159H97L96 161H97V162L99 161V162H98V163H96V162L93 163L92 160L95 161ZM8 160H7V161H8ZM32 160H33V162H32ZM58 160H59V161H58ZM70 160H71V163H70ZM91 161H92V162H91ZM31 162H32V163H31ZM46 162H47V163H46ZM12 163H11V164H12ZM59 163L65 164V166L62 165V164H59ZM95 163H96V164H95ZM34 164H35V165H34ZM86 164H89V166H86ZM94 164H95V165H94ZM15 165H16V166H15ZM32 165H34V166H32ZM37 165H38V164H37ZM73 165H74L75 167H74ZM100 165H98V167H100L99 169H94V168H93V169H94L95 171L97 170V172H98V171L100 172V169H102V167H101ZM44 166H45V167H44ZM62 166H63V167H62ZM70 166H71V167L73 166V168L70 169V168H71ZM85 166H86V167H85ZM102 166H104V164H103ZM42 167H43V168H42ZM57 167H58V169H57ZM64 167H65V168H64ZM84 167L86 168V170H89V168H90V170L87 171V172H85L86 170H84V172H83L82 170L84 169ZM88 167H89V168H88ZM98 167H96V168H98ZM16 168H15V169H16ZM28 168H29V169H28ZM66 168L68 169V171H69V169H70V171L72 172L73 175H76V174L78 173L77 176H73V175L71 174V175L73 176V178H71V177H72L71 175H70V178H69L70 181L73 179L71 182H74V183H75V184H74V187H73V185H70V183L68 182L69 179H67L68 177H66L67 175H69V173H68L67 175L65 174L66 171L63 172V173H61V171H63V169L66 170ZM80 168H81V169H80ZM0 169H2V167H0ZM12 169H11V171L14 170V169H13V170H12ZM26 169H27V171H26ZM93 169L91 170V172H93ZM16 170H18V172H16ZM16 170H15L16 173H23V172H24V170H23V172H21V171H20V168H19V169L17 168ZM35 170H36V171H35ZM46 170H47V171H46ZM72 170H75V171H72ZM19 171H20V172H19ZM32 171H33V172H32ZM44 171L47 172V173L45 172L47 175H46V174L43 175V174H44ZM48 171H49V172H48ZM70 171H69V172H70ZM80 171H82V172L84 173V175H83V173H82L83 176H82V175L80 176V174H81ZM0 172H3V171H0ZM71 172H70V173H71ZM73 172H74V173H73ZM99 172H98V173H99ZM12 173H14V172H12ZM16 173H14V174H16ZM58 173H57V174H58ZM57 174H56V175H57ZM62 174H65L64 177L67 179V180H65V182L67 181V185H66L65 183H63V181H64L63 179H65V178H62V177H63ZM188 174H189V173H188ZM28 175H29V177H27ZM19 176H21V179H20ZM53 176H54V177H53ZM61 176H62V177H61ZM14 177H15V178H14ZM18 177H19V178H18ZM32 177H33V178H32ZM57 177H58V176H56L55 178H57ZM199 177H200V176H199ZM199 177H198V178H199ZM201 177H202V176H201ZM16 178H17V181H14V180H16ZM176 178H177V177H176ZM188 178H190V177H188ZM191 178H193V177H191ZM191 178L188 179V180L191 181V180H192ZM198 178H197V179H198ZM79 179L81 180V178H79ZM197 179H196V180H197ZM199 179H200V178H199ZM202 179H203V180H202ZM204 179H205V177L203 176L200 180H197V182L199 181V182H198V187H197V188H198V189H197L198 191L196 192L195 196L198 195V192L200 191V188H201L204 184L207 183L206 185L208 186V185H211L212 182H214V185H216V183H215L216 181H213L214 179H213V180L211 179V180H212V181H211V180H209V179H210V178H209L208 181H207V176H206V180H205L206 183H205V182L203 183ZM255 179H256V178H255ZM255 179H253V182H254V183L256 182V183H255L253 186H254V188H256L255 185H257V188H258V184H257V183L260 182V181L258 182V180H260V179H259V178H257L256 180H255ZM262 179H263V178H262ZM43 180H44V181H43ZM185 180H186V178H185ZM254 180H255V181H254ZM263 180H264V179H263ZM37 181H38V182H37ZM39 181H40V182H39ZM192 181H193V180H192ZM200 181H202L203 185L201 184L202 186L200 185V188H199V183H200ZM210 181H211V182H210ZM21 182H19V183H21ZM56 182H57V180H56ZM56 182H55V183H56ZM186 182H187V181H186ZM208 182H209V184H208ZM253 182H252V184H253ZM23 183H24V182H22V184H23ZM210 183H211V184H210ZM261 183H262V182H261ZM22 184H20L19 187L22 186V187L24 188L25 185H28L27 187L30 188V187H29L30 184H28V183L26 184V183H25V184H23L24 186H23ZM48 184H49V182H48ZM72 184H73V183H72ZM90 184H91V185H90ZM69 185H70V186H69ZM82 185H83V184H82ZM195 185H196V184H195ZM206 185H204L203 187H207ZM217 185H218V184H217ZM259 185H260V184H259ZM37 186H38V185H37ZM45 186H46V188H45L46 190H44V187H45ZM67 186H69V187H67ZM76 186H77V187H76ZM93 186H94V185H93ZM168 186H169V185H168ZM168 186H167V187H168ZM179 186H183V188H180ZM179 186H178V188H177V189L179 190V192H177V189H176V192L178 193L177 195H179V194H180V195H183V194L186 192V195H187V196H186L185 194H184L185 196H184V195H183V196H184L186 199H188V195H189V194H188L187 191H186L187 188H186L185 190H183L185 187H184V185H182V183H180ZM196 186H197V185H196ZM218 186H219V185H218ZM235 186H236V187H235ZM235 186H234V189H233L234 191H233L232 189H230V188H233L232 186H231V187H230V186H229V187H228V186H224V187H222V189L224 188L223 190H225V191L227 190V191H228V192L226 191V200H229V199H227V197L230 196V198H232L231 196H232V195L234 196V197H233L234 200H232V199L229 200V201H231V200L234 201V202L231 201V202L233 203V204H231V205H233L234 208L231 209V207L229 206L230 204H228V202H229V201H228V202L226 203V204H227V205H226V206H227V207H226V210H227V208H228V212L230 211L229 209H231L230 212H232V211L234 210V211H233L232 213H230V214L233 215V213H234V216H235V214H236V215H237V218H238V216H239V218H241L242 220H245V219H243V218L246 216V214H249V215H247V216H250V217H248V218H250V219H251V217L254 216V214H255V216H256V213H257L256 211L259 210V209H260V210H259L260 212H258V213L260 214V213H261V209H262V207L259 208V207L261 206V204H260V203H261L260 199H258V197H256L255 194H250L249 192H251V191H248V192H247L248 189H247L246 187H244L243 185H239V184L237 185V184H236ZM6 187L8 188V186H6V185L3 186L2 188L0 187V188L2 189V192H1V193H2V196H1V197L4 196V195H3V194H4L3 192H7V195H8L9 190H6ZM66 187L70 189V192H69V193H68V192H64L65 190L69 191L68 189H64V188H66ZM70 187H72V188H70ZM208 187H209V186H208ZM208 187H207V188H208ZM214 187H215V186H214ZM214 187H213V184H212V188H214ZM226 187H227V188H226ZM243 187H244V189H243ZM4 188H5V189H4ZM42 188H43V189H42ZM61 188H59V191L61 190ZM82 188H81V189H82ZM207 188L205 189L206 192L208 191ZM210 188H211V186L209 187V189H210ZM215 188H217V187H215ZM215 188L213 189L214 191L217 190V189H215ZM257 188H256V189H257ZM71 189H73V190H71ZM90 189L93 191V193L91 192ZM222 189H221V190H222ZM228 189H230V190H228ZM245 189H246V190H245ZM3 190H5V191H3ZM84 190H81V192H80V190H76V191H77V192L75 191L76 196L79 197V195H81V194L78 193V191H79L80 193H82V195H83ZM203 190H204V188H203ZM210 190H211V189H210ZM210 190H209V191H210ZM223 190H222V191H223ZM0 191H1V190H0ZM40 191H41V192H40ZM225 191H224V193H225ZM229 191H230V192H229ZM231 191H233V192L231 193ZM43 192H44L45 194H44ZM86 192H85V193H86ZM89 192H88V193H89ZM180 192H181V193H180ZM206 192L204 191L203 194L206 195V194H207ZM210 192H212V190H211ZM216 192H219V190L215 191V193L213 192L214 196H213V195H212V196L215 197V198H213V197H212V198H213L214 200L211 199V198H209V200H213V203H214L215 201H217L218 198L221 199V197H224V198H222V199H225V195H224V193L221 194L220 192L217 194L218 197L216 198V195H215ZM1 193H0V194H1ZM30 193H31V194H30ZM77 193H78L79 195H77ZM85 193H84V194H85ZM91 193H92V195H91ZM182 193H183V194H182ZM228 193H230V194H228ZM234 193H235V194H234ZM238 193H239V194H238ZM251 193H252V192H251ZM5 194H6V193H5ZM29 194H30V195H29ZM75 194H74V195H75ZM211 194H212V193H211ZM211 194L209 193V195H211ZM219 194H220L221 196H220ZM7 195H5L6 198H7ZM74 195H73V196H74ZM87 195H85V196H87ZM200 195L202 196L201 193H200ZM207 195H208V194H207ZM207 195H206L205 197H208V196H209V195H208V196H207ZM222 195H223V196H222ZM251 195H252V196H251ZM253 195H254V197H253ZM36 196H38V197L36 198ZM73 196H71V197H72V198H71V201L74 199V200H73V202H74L73 207H74V206H75V207L78 206L79 208L85 210V209L87 208V206H83L84 208L81 207V205H83V204H81V201L83 200L82 198H85L84 195H83V197L81 196V199H82V200L79 198V200H81V201H79L78 198L75 199L76 196H74V198H73ZM183 196H182V197L180 196V197L183 198ZM192 196L195 198L194 195H192ZM201 196H198V199H197V196H196V199H195V200H197L198 202H200V203L198 204V206L200 205V207H201V204H202V203H201V198H199V197H201ZM219 196H220V197H219ZM5 197H3V198H5ZM8 197H9V195H8ZM32 197H31L30 199H32ZM42 197H44V199H43ZM190 197H191V196H189V199H190ZM202 197H203V196H202ZM209 197H211V196H209ZM250 197L257 198L258 201H260V202H258V203L260 204V206L258 207L259 209L257 208V205H259V204L257 203V201H256L257 199H255V201H254V202L257 203V204H256V203H254L253 201H251V199L253 200V198H250ZM87 198H88V197H86V200L84 199L86 202H85V201H83V202H84V204H87V205H88V200H87ZM90 198H91V197H90ZM174 198H175V197H174ZM178 198H179V196H178ZM181 198H180V199H181ZM10 199H11V197H9V199H8V198H7V199H4V200H6L5 203L7 202L4 206H6V205H7L8 207L11 206V204H9V203H10V202H13V201H11ZM30 199H29V200H30ZM39 199H38V202H37V203H34L33 200H31L30 203H27L28 206H32V205H33V209H32V207H30V209L35 210V209H36V206H39V207H37V209L39 208V211H40V207H42L41 210L44 209V206H45V204H47V202L45 201V202H42L43 204H42V203L38 204V203H39ZM42 199H43V200H42ZM88 199H89V198H88ZM176 199H177V196H176L175 200H176ZM180 199H177V200L179 201V203H180L181 205H180V204H179V205L177 204L179 207H178V206H176V207H177V210H178V209L180 210V207L182 208V206H183V211H184V212H183L182 214H183V216H184V215H185L184 213L187 211V210H184V206L188 204V200L185 201V202H187V203L185 204L184 200H186V199H183V201H182V199H181V200H180ZM202 199H203L202 202H204V201L207 200L208 198H207V199H206V198H205V199L202 198ZM216 199H217V200H216ZM8 200H9V201H8ZM29 200H28V202H29ZM77 200H78V201H77ZM191 200H192V198H191ZM195 200H194V202L189 201V204L186 206L185 209H188L187 207H189L190 202H192V204H191V205H192V208H193V207H195V208L198 207V206H196V205L193 206V203H196V204H197V202H196ZM209 200H208V201H209ZM47 201H48V200H47ZM135 201L137 202V200L134 199V202H133V204L135 203L134 205H133L132 203H130L129 206H128V207H133V208H134L135 206H136V208L138 207L137 210H136V209H135V210H134V209L131 210V208H129V209L131 210V212L129 211L128 213H131V215L128 214V213H127V214H128V216L130 215V217H128V216L125 214V213L127 212L125 209L122 211V212H125V211H126L125 213H122V212L120 211V212H117V213L115 212L114 214L112 213V214H113V215H112L110 212H109V214H108V212H107L108 210H107V209H106V210H107V211H106L105 209L102 210V209L100 208V209H97V213H98V212L100 213V211H101L102 213H100V215H98V214L96 213V214H97V217H96V216H95V217L92 216V218H90L89 220H88L87 217H86V219L84 218V216H86V215H85V211H84L83 214H81V213H82V211H81L80 215H81V216L83 215L82 218L85 219V220L83 219V221H81L82 218L80 217V215L78 216V214H79V210H76V211L73 213V217L76 218V217L78 216L77 218H78V221L80 222V225H79V222L76 221L77 218L75 219V221L78 222V225H79L78 227H76L77 225L74 226V224H76V223H71V224H70L71 220H72L73 222H75V221H74V218H72L71 220L68 219L70 222H69L68 220L65 221L66 224L69 223V224H68V225H70L69 227H68V225H65V223H63V222H62L63 224L61 223V226H62V227L65 226V227H68V229L70 228L69 230L66 229V230H68V235L66 236V238H69V240H71V242H69V240H67V242L65 241L66 238H63V237H62V236L64 235V233H63L62 236H61V238H63V239H64L63 242L68 243V245L66 244V245H67L66 248H65V245H62V246H64V247H62V248H63V249L65 248L66 250H63L62 248L60 249L59 247L61 246V244H60V242H58L59 238L57 237L58 240H56V239H55V236H54L55 234H54V235H53V237H54L53 239H54V241L56 240V242H55V243H57L56 246H57L58 243H59L60 246L58 245V248H59L61 251H66V252H67V247H69L68 250H71V249L73 248V246H75V247L77 246V245H72V241H73V244H74V242H75V244H76V242H77V243H80V241L82 240V241H81L82 243H80V244H83V242H84V243L86 244V246H87V242H89V240L85 239V235H87V238L90 236L89 238H90V240H91L92 242L94 241V242H93L94 244H91V243H90V245L88 244L89 246H87L86 248L89 247L88 249H91V250H94V251H95L94 248L96 247V245H98V243H97L98 241H99V243H100V245H99L100 248H102V249H103V248L105 249V247H106V248H110V246H109L108 244L111 245V243H112V245H111V248H112V247H114L113 244H115V242H116V241H115V240H116V237H117V239H119L118 241H120V238H122L123 236L125 237V239H124V237H123L121 240H122V241H127L128 238H129L128 235L130 236V235H132V233H133V235L130 236L131 238H132V237H133V238L139 237V236L142 235V234H138V232L144 230L145 225H147L148 223H149V225H147V226H148V229H150V227H151V229L154 227V230H156L157 228L161 227V226H159V225H158L159 227H157V222L160 220V221H159V224H161V223H160V222H161V218L163 219V217H164L165 214L167 215V216H166V215H165V216L168 217V214L171 213V212L168 213L169 210H170V207H171V210H170V211L174 212V211L176 210V209L174 208L175 206L173 207L175 210H174V209H173L174 211L172 210V206H173V205H176V203H175V204H174V203L172 204V202H171V203H170V202H169V203H168V202H164L165 204H162L163 202L155 203L156 205L161 203V205H160L161 207H160L159 205H158L159 207H157L156 205L154 206V204H148V206H147V205H146V206L143 205V206L141 207V206H139V205L137 206V204H136ZM235 201H236V202H235ZM237 201H238V202H237ZM240 201H242V206L244 205L243 203L247 202V204H246L247 206L244 205V206H245V207H244V210H245V211H242V210H243V207L240 206V203H241ZM243 201H244V202H243ZM48 202H49V201H48ZM73 202H72V204H73ZM75 202H77V203H76L77 206H76ZM78 202H80V203H78ZM129 202H130V201H127L126 204L129 203ZM174 202H175V201H174ZM205 202H206V204L204 203V205H207L208 202H207V201H205ZM210 202H211V204H212V201H209V203H210ZM218 202H220V206L218 205L219 207H217V203H218ZM221 202H222V204H221ZM248 202H250V203L252 202V204H249ZM49 203H50V202H49ZM49 203H48V204H49ZM167 203H168V205H167ZM217 203H216V205L214 204V205L216 206V208L219 210V208L221 207V205H223V206H222V211H223V207L225 208V206H224L225 204H223V203H225V200H219V201H217ZM237 203H238V205H237ZM263 203H264V202H263ZM8 204H9V205H8ZM14 204H16V202H15ZM14 204H12V205H14ZM37 204H38V205H37ZM41 204H42V206H40ZM78 204H79V205H78ZM171 204H172V205H171ZM182 204H183V205H182ZM211 204H210V205H211ZM218 204H219V203H218ZM34 205H35V208H34ZM102 205H103V204H102ZM170 205H171V206H170ZM248 205H250V206H248ZM253 205H254L255 208H253ZM255 205H256V206H255ZM46 206H47V205H46ZM153 206H154V207H153ZM166 206H167V207L169 206V210H168V211H167L168 208L165 209ZM208 206H209V204L207 205V207H208ZM215 206H213V204H212V207H215ZM78 207H77V208H78ZM146 207H147V208H146ZM151 207H152V208H155V209H152ZM162 207H163V209H162ZM205 207H206V206H205ZM205 207L202 206V207H201L202 209L198 207V210L201 209V210L204 211V210H205ZM212 207H211V208H212ZM0 208H1V207H0ZM2 208H3V210H2V209L0 210V212L3 211V212H1V215L4 213L3 215L5 216V215L7 214V212H9L10 210L6 211V209H5L6 207H3V206H2ZM77 208H75V209H77ZM102 208H103V207H102ZM104 208H105V207H104ZM139 208H140V209H139ZM145 208H146V209H145ZM157 208H158V209H157ZM190 208H191V207H190ZM203 208H204V209H203ZM216 208H215V209H216ZM256 208H257V210H256ZM37 209H36L35 211H38ZM81 209H80V210H81ZM129 209H127V210H129ZM138 209H139V210H138ZM143 209H145L146 211L143 210ZM160 209H161V210H160ZM212 209H213V208H212ZM212 209H210V208L208 207V210H211V211H212V212H209L210 214L213 213V211H215V209H213V210H212ZM217 209H216V211H217V212H220V211H218ZM220 209H221V208H220ZM240 209H241V210H240ZM21 210L23 211V209H21ZM21 210H19V211H21ZM147 210H148V211H147ZM155 210H156V211H155ZM158 210H159V211H158ZM181 210H182V209H181ZM189 210H190V209H189ZM191 210H192V209H191ZM206 210H207V208H206ZM206 210H205V211H206ZM224 210H225V209H224ZM236 210H238V211H236ZM255 210H256V211H255ZM136 211H137V212H136ZM138 211H140V212H138ZM149 211H150V212H149ZM154 211H155L156 213H155ZM205 211H204V212H205ZM222 211H221V212H222ZM77 212H78V214H76V216H75V213H77ZM141 212H144V213H143L144 218L142 219V220H144V221L141 220L143 223L147 222L146 220L150 218V219H149L150 221L148 220L147 224L142 225V226H144V228H143L142 230H141L140 228L138 229L139 226L141 227V223H142V222L140 221V218H139V213H140V215H141ZM145 212H148L149 214L147 213V215H145ZM152 212H153V213H152ZM176 212H178V213H176ZM181 212H182V211H175V215H179ZM188 212H189V211H187L186 213H188ZM192 212H194V209H193ZM206 212L208 213V211H206ZM223 212H226V211H223ZM237 212H238V213H237ZM240 212H241V213L243 212V215H244V213H245V216H244L243 218H242L243 215L240 216ZM246 212H247V213H246ZM17 213H19V212H17ZM21 213H22V212H21ZM105 213H106L107 215H106ZM120 213H122V214H120ZM151 213H152L153 215H151ZM157 213H159V214H157ZM167 213H168V214H167ZM201 213H203V212H201ZM215 213H216V212H214V214H213V216H212L213 218H215V216L217 217V215H218L217 213H216L217 215H216ZM22 214H26V216H25V218H24V217H21V218H20V216H22V215L19 216V214H18L19 218L22 219V220H20V221L18 220V221H19V222H17L18 225H19V224H21V225H22V224H25V223H24V222H25V219H26V217L28 216V213H26V211H25L24 213H22ZM116 214H117V215H116ZM118 214H120L119 217H118ZM124 214H125L127 217L124 216ZM135 214H136V215H135ZM154 214H155V215H154ZM172 214L174 215V213H172ZM182 214H181V215H182ZM210 214H209V215H210ZM238 214H239V215H238ZM252 214H253V216H252ZM259 214H258V215H259ZM102 215H103V216H102ZM105 215H106V216H105ZM115 215H116V216H115ZM122 215H123V217H122ZM181 215H180V216H181ZM214 215H215V216H214ZM4 216H1V217H4ZM98 216H99V217H98ZM101 216H102V218H101ZM136 216H137V217H136ZM145 216L147 217V219L145 218ZM170 216H171V214H170ZM180 216H177V218H178V219H179V218L181 219L182 216H181V217H180ZM187 216H189V215L186 214L185 217H187ZM234 216H233V219L236 218V217L234 218ZM1 217H0V219H1ZM79 217L81 218L80 220H79ZM124 217H126V218H124ZM141 217H142V216H141ZM152 217H153V218H152ZM156 217H158V218L156 219ZM166 217H165V218H166ZM171 217H172L173 220L176 219L175 217H174V218H175V219H174L173 216H171ZM256 217H257V216H256ZM256 217H255V218H256ZM93 218H96L97 220H96V219L94 220ZM100 218H101V219H100ZM107 218H109V219H107ZM122 218L124 219V221H123ZM131 218H133V219H131ZM159 218H160V219H159ZM169 218H170V217L166 218L165 221H162V224H161V225H163V222L166 223L167 220H168ZM239 218H238V220L241 221V219H239ZM248 218H247V219H248ZM115 219H116V220H115ZM130 219H131V220H130ZM145 219H146V220H145ZM170 219H171V218H170ZM180 219H179V220H180ZM183 219H184V218H182L181 221H182ZM185 219H187V218H185ZM215 219H216V218H215ZM247 219H246V220H247ZM252 219H254V217H253ZM2 220H3V219H2ZM23 220H24V222H23ZM92 220H93V222H92ZM98 220H99V221H98ZM112 220H113V221H112ZM121 220H122L123 222H122ZM125 220H126V221H125ZM134 220H135V221H134ZM136 220H137V221H136ZM151 220L153 221V223H152ZM154 220H155V221H154ZM173 220H172V221L170 220L169 222H167L169 226H170V223L173 222ZM238 220H234V221H236L235 223H237ZM246 220H245V221H246ZM5 221H9L10 224H11V222H12L11 220H9V219H5V218H4V222H5ZM86 221H87V222H86ZM88 221H89V223H88ZM119 221H120V222H119ZM127 221H128V223H127ZM129 221H131V222H129ZM177 221H178V220L176 219L175 222H173V223H174V226H175V227H178V228H179V225H180L181 221H180V223L178 224V226L175 224V223H177ZM232 221H233V220H232ZM245 221H244V222H245ZM67 222H68V223H67ZM82 222H83L85 225H87L88 227L85 226ZM91 222H92V223H91ZM150 222H151V223H150ZM242 222H243V221H242ZM242 222H241V223H242ZM9 223H6V224L8 225ZM98 223H99V224H98ZM101 223H102V224H101ZM120 223H121V224H120ZM123 223H124V224H123ZM143 223H142V224H143ZM155 223H156V224H155ZM165 223H164V225H165ZM167 223H166V225H167ZM235 223H228V225L230 224V225H229L230 228H229V227H227V228H228V229H233V228L236 229V228H235V226H236ZM89 224H90V225H91V224H92V225L94 224L93 226L91 225V226H92V228H91L92 232H91V230H90V232H91L92 234H91V233H90V234H86V232H88V230H89L90 227H91ZM95 224H96V225H95ZM107 224H108V225H107ZM152 224H153V226H152ZM154 224H155V226H154ZM220 224H223V225H220ZM220 224H219V225L217 224L218 227H217L216 225H214V224H213L214 226L211 224V227H210L209 225H206V226H209L208 228H214V229H215V226H216V228H219V226H222V227L224 226V227L226 228V226H227L226 222H225V223H220ZM224 224H225L226 226H225ZM58 225L60 226V224H58ZM150 225H151V226H150ZM171 225H172V224H171ZM233 225H235V226H233ZM238 225H239V222H238ZM59 226H57L58 228H60V229H58V230H59L60 232H62L63 229H64V227L62 228L61 226H60V227H59ZM71 226H73V227H72V228H73V229H72L73 232H72V230H71ZM80 226H81L83 229H84V227H85V230L80 229V228H81ZM133 226H134L135 228H134ZM147 226H146V227H147ZM149 226H150V227H149ZM172 226H173V225H172ZM231 226H232L233 228H231ZM79 227H80V228H79ZM99 227L102 228V229L100 230ZM106 227H107V228H106ZM127 227H128V228H127ZM155 227H157V228L155 229ZM164 227H165V226H163V228H164ZM167 227H168V226H167ZM182 227H185V229L188 230V227H189V226L187 225V228H186L185 225H182ZM222 227H220V228H222ZM55 228H56V227H55ZM74 228H75L76 230L79 229V230H81V231H76ZM114 228H115V229H114ZM118 228H122L121 230L127 228V229H128V230H127L128 232H127L126 230H125V231L123 230L124 232L118 231V230H120V229H118ZM168 228H169V227H168ZM168 228H167V229H168ZM170 228H171V226H170ZM170 228H169V229H170ZM172 228H173V227H172ZM172 228H171V229H172ZM178 228H173V229H178ZM180 228H181V226H180ZM206 228H207V227H206ZM225 228H224V229H225ZM227 228H226V230H227ZM237 228H238V229H239V228H240V229L243 228V227H242V224H240L239 227L237 226ZM56 229H57V228H56ZM110 229H111V230H110ZM112 229H114V231L117 229L115 232L118 231V232L123 233V234H124L125 232H126V233H125L124 235L120 234V235H122V237H120V235L117 236L119 233L117 232L118 234H116ZM130 229H132V230H133V229H134V230L137 229V230H140V231H134V230H133V232H132ZM159 229H160V228H159ZM161 229H162V227H161ZM165 229H166V228H165ZM190 229H191V227H190ZM238 229H237V230H238ZM61 230H62V231H61ZM66 230L64 229L63 232H66V233H67ZM104 230H105V231H104ZM53 231L55 232V229H54ZM74 231H75L76 233L79 232L78 235H77V234H74V233H75ZM109 231H110V232L112 231V232H114V233L116 234V236L113 235V237H112V238H114V239L109 240V238H107V237H108L107 234L110 233ZM56 232H58V231H56ZM60 232H59V233H60ZM69 232H70V235H72V236H70V237H68V236H69ZM83 232H84V233H83ZM105 232H109V233L106 234ZM112 232H111V233H112ZM131 232H132V233H131ZM135 232H136L137 235H135ZM71 233H72V234H71ZM80 233H81V234H80ZM88 233H89V232H88ZM102 233H103V234L105 233L106 236L103 235ZM114 233H112V234H114ZM130 233H131V234H130ZM56 234H57V233H56ZM60 234H61V233H60ZM60 234H58V235H60ZM84 234H85V235H84ZM58 235H56V236H58ZM65 235H66V234H65ZM79 235H81V238H82V239H78V238H79V237H78ZM88 235H89V236H88ZM92 235H93V238L91 237ZM110 235H111V234H109V237H110ZM134 235H135L136 237H135ZM224 235H227V234H224ZM82 236H84V237H82ZM102 236H103V238H102ZM104 236H105V237H104ZM188 236H189V235H188ZM188 236H185V235H184V239H186ZM227 236H228V235H227ZM229 236H231V235H229ZM232 236H233V240H231V239H232ZM232 236H231L230 238H229V237H228V238L226 237V238H225V241L229 239L231 242H233V241H234V235H232ZM71 237H72V238H71ZM73 237H74V238H73ZM94 237H95V238H94ZM190 237H191V236H190ZM190 237H188V238H190ZM196 237H197V236H196ZM196 237H195V238H196ZM198 237H200V238H199L200 240L202 239V236H198ZM198 237H197V238H198ZM203 237H204V239H205V236H203ZM223 237H224V236L222 235V238H223ZM91 238H92V239H91ZM104 238H105V240H104ZM110 238H111V237H110ZM131 238H129V239L132 240ZM206 238H207V237H206ZM235 238L237 239V237H235ZM83 239H84V241H83ZM101 239H102V240H101ZM106 239H108V240H106ZM60 240H61V239H60ZM95 240H96V243H97V244H95ZM100 240H101V241H100ZM103 240H104V241H108V242L106 243V242H104ZM113 240H114V243H113ZM186 240H187V239H186ZM54 241H53V243H54ZM85 241H87V242H85ZM91 241H90V242H91ZM103 242H104V243H103ZM109 242H110V243H109ZM101 243L106 244V245H101ZM233 243H234V242H233ZM62 244H63V243H62ZM70 244H71V245H70ZM54 246H55V245H54ZM56 246H55V247H56ZM70 246H72V247L70 248ZM82 246H84V244H83ZM90 246H95V247H90ZM102 246H104V247H102ZM107 246H109V247H107ZM75 247L73 248V250H75ZM79 247H80V246H77L76 248L78 249ZM56 248H57V247H56ZM86 248H85V249H86ZM80 249L83 251V252H82V251H80V252L83 253L84 257H83L82 254L79 253V250H77L79 254H78L76 251H74V252L76 253V256H77V254L80 255V259L78 258L79 256H77V258H76V256H75V258H76V260L78 259V260H80V261H81V258H82V262H83V258H86V257H85V254H86V253L84 254V252H87V251H86L87 249H86V250H84L83 248H80ZM96 249H98V246H97ZM73 250H72V251H73ZM91 250H89V251H90V252H89V255H90V253H92V254L94 255V253H93L94 251H91ZM72 251H68L67 253H71ZM99 251H101V250L98 249V250H96L95 252L98 253ZM75 253H74V254H75ZM87 253H88V252H87ZM81 255H82V256H81ZM86 255H87V257H88V260H91L90 258H92V256H90V258H89V255H88V254H86ZM95 256H96V254H95L93 257L95 258ZM94 258H93V259H94ZM141 258H142V257H141ZM86 259H87V258H86ZM78 260H77V261H78ZM95 260H96V259H95ZM143 260H145V261H143ZM143 260H141V259H140V260H137V263L140 264L142 261H143V262H146V261H147L146 259H143ZM84 261H85V260H84ZM86 261H87V260H86ZM92 261L95 262L94 260H92ZM139 262H140V263H139ZM147 262H148V261H147ZM95 263H96V262H95ZM135 263H136V262H133V263H131V264H135ZM137 263H136V264H137ZM148 263H150V264H151V263L154 264V261H149ZM148 263H147V264H148ZM179 263L182 264L181 262H176V264H179ZM144 264H145V263H144ZM156 264H160V263H156ZM161 264H162V263H161ZM163 264H164V263H163Z\"/></svg>",
  "mask_w": 264,
  "mask_h": 264
}]
</instances>
